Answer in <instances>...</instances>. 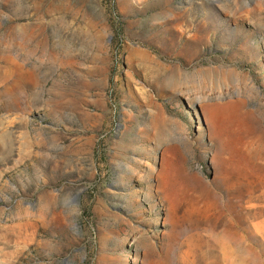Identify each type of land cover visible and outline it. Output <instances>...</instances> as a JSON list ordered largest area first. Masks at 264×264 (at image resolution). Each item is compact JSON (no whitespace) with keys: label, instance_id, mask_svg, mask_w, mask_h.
Masks as SVG:
<instances>
[{"label":"rangeland","instance_id":"rangeland-1","mask_svg":"<svg viewBox=\"0 0 264 264\" xmlns=\"http://www.w3.org/2000/svg\"><path fill=\"white\" fill-rule=\"evenodd\" d=\"M0 264H264V0H0Z\"/></svg>","mask_w":264,"mask_h":264}]
</instances>
